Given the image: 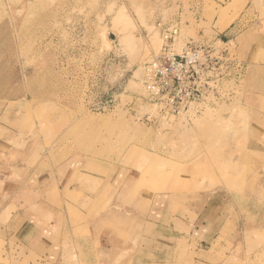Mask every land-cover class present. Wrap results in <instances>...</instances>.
Wrapping results in <instances>:
<instances>
[{"label": "rangeland", "instance_id": "rangeland-1", "mask_svg": "<svg viewBox=\"0 0 264 264\" xmlns=\"http://www.w3.org/2000/svg\"><path fill=\"white\" fill-rule=\"evenodd\" d=\"M120 12L134 28L113 24ZM228 14H257L240 43L264 63V0H0V162L2 152L6 178L38 189L16 197L37 208L32 220L0 209V264H131L130 244L135 264H264V67L230 83L232 100L206 115L164 121L140 100L146 63L211 41L213 20L218 28ZM214 203L227 219L215 242V228L195 244L154 242L158 230L137 227L158 208L173 230L176 217L189 224ZM94 220L123 245H102Z\"/></svg>", "mask_w": 264, "mask_h": 264}, {"label": "built area", "instance_id": "built-area-1", "mask_svg": "<svg viewBox=\"0 0 264 264\" xmlns=\"http://www.w3.org/2000/svg\"><path fill=\"white\" fill-rule=\"evenodd\" d=\"M164 33L168 41L176 28ZM244 70L232 42L190 40L179 53L165 48L146 63L140 100L153 106L161 120L190 119L207 106L231 101L234 94L228 85L240 81Z\"/></svg>", "mask_w": 264, "mask_h": 264}, {"label": "crops", "instance_id": "crops-1", "mask_svg": "<svg viewBox=\"0 0 264 264\" xmlns=\"http://www.w3.org/2000/svg\"><path fill=\"white\" fill-rule=\"evenodd\" d=\"M231 14H228L226 17H223V20L220 22V24H218V28L215 27V25L218 23V16L213 20L212 23V28L211 31H213V38L214 39H220L224 42L226 41H230L233 42L235 44V50L237 51V54L242 55V61L243 64L245 66V70H244V76L248 75L249 73V68L251 67H264V63L262 62H258V63H254L252 62V59L254 57V49L252 46H247V45H241V41L245 42L246 40H248V36L252 34V32L250 31L252 28L254 29L255 27H258V24L255 22L256 19H258L257 14H240L239 19L233 23H229L228 22V17ZM202 14H195L196 18H201ZM264 20V19H263ZM251 28V29H250ZM6 155L3 158L2 157V152H1V162H0V166H1V192H0V197H1V214H3V211L10 209L12 206L14 207L13 209L16 211V213H13V215H11V218H16L19 217L18 219L22 220L25 219L28 222V219H33V217H37V214H35V211H37V208L34 210L32 208L29 209V207L27 208H22L21 206V202H16V197L21 195L22 193V188H28L27 190H30L31 195L37 196L38 194V189L36 186V189L33 188L32 189V183H28L27 181H23L20 183H17L16 181H11L9 180V178H6L8 170L7 169H12V167H10L11 165L7 164L5 161ZM15 169H21L19 167H17L16 165L14 166V170ZM56 177V176H54ZM29 178H34L32 175H29ZM36 179H38V176L36 177ZM8 187V188H7ZM37 192V193H36ZM86 196V195H84ZM12 198H14L12 200ZM35 203V204H34ZM31 202V205H36L35 207L38 206V199H35V202ZM162 204V201H159V205ZM219 204L218 203H214L211 204L210 206H208V208L206 209V212L210 213L208 214L206 217H203L201 219H198L197 217L194 218L193 220L190 221L189 224L184 223L182 225L181 220L176 217L175 220L177 221L176 223L173 224V230L171 227L167 228L165 225L162 224L161 220L163 218V216L161 215L162 213L160 211L157 210H153L151 217L154 219L149 218L147 221H143V222H139V224L137 225V227H140L142 230L145 229H149V231H153L156 232L158 230V232L161 234L160 238H154V242H158V240L160 239V241H162L163 236L165 237V235L167 234H171L174 235V237H176L177 239H181V238H185L187 239V241L189 243H201L204 242V237L208 234V232H210L213 229L214 232V228L218 230L217 234L212 233V237L208 238L206 240V242H215L219 236H221V232H226V220L224 214H222L220 211H225V210H220L219 211ZM33 210V211H32ZM215 210V211H214ZM25 211H28L27 214H24ZM212 213V214H211ZM32 215V216H31ZM157 218V220L155 219ZM37 219V218H36ZM23 220V222L25 221ZM193 222V223H192ZM31 222H29L30 224ZM101 221L99 222V220H94L91 223V231H93V229H98V226H100ZM32 226H35V224L32 222L31 223ZM93 225V226H92ZM107 226L106 224H102L99 228ZM95 227V228H94ZM121 227H125L123 229H128V230H123L124 232L130 231L128 233H125L126 235H131L132 234V230H130L133 226H124L121 225ZM183 228H187L186 232L184 233V235H182L181 233V229ZM99 232L97 235H99L101 237V243L103 245H106L105 242H108L109 239L110 241L113 243V245L115 244L116 246H121L123 245L121 240L118 239V235H115L114 232H112L110 229H108L109 231H105V234H103L101 232L100 229H98ZM122 230H120L122 232ZM134 234H132L135 237V234L138 232V230H134ZM143 236H145L146 234H144V231L142 232ZM112 235H115L112 239ZM130 239L132 237H129ZM131 243H133V239H131ZM146 242H151L149 236L147 235ZM242 243H245L244 241ZM108 246L105 247H101L100 248V253L105 257L108 251ZM137 247H135L134 245H126V254L129 255V251H133V253L131 254L132 257V263L131 264H135L134 263V259L136 257V255L138 254V250H136ZM155 249V247H154ZM241 249V246H240ZM243 251H245V246H242ZM163 250H165L163 248ZM198 251V250H197ZM164 253V252H163ZM244 254V253H243ZM139 256V255H138ZM165 256V253H164ZM138 260V259H137ZM105 261V260H104ZM140 261V260H139Z\"/></svg>", "mask_w": 264, "mask_h": 264}, {"label": "bare ground", "instance_id": "bare-ground-1", "mask_svg": "<svg viewBox=\"0 0 264 264\" xmlns=\"http://www.w3.org/2000/svg\"><path fill=\"white\" fill-rule=\"evenodd\" d=\"M115 16H116V17H115V20H114V23H113V24H115V23H116V24H120V25L122 26L123 29H127V27H131V26H132L131 28H134V27H133V23H132V21L130 20V18L127 16V14H125V13H123V12H122V13L120 12V14L118 13V14H116ZM117 26H118V25H117ZM123 29H122V30H123ZM129 29H130V28H129ZM125 31H126V30H125ZM128 31H129V30H128ZM130 31H131V30H130ZM104 32H106V31H104ZM128 33H129V32H128ZM104 34H105V33H104ZM104 34H103V35H104ZM117 34H118V33H117ZM117 34H116V35H117ZM104 36H105V35H104ZM107 36H108V35H107ZM117 36H118V35H117ZM119 37H120V36H119ZM126 37H127V36H126ZM126 37H125V38H126ZM130 37H131V36H129L128 38H130ZM102 39H103V37H102ZM104 39H105V41L107 42L106 45H108V40H107V38L104 37ZM104 39H103V41H104ZM123 39H124V38H123ZM126 39H127V38H126ZM131 39H132V38H131ZM120 40H121V39H119V41H120ZM119 41H118V42H119ZM120 42H121V41H120ZM126 42H127V45L129 46V43H130L129 40H127ZM153 42H154V41H153ZM112 43H113V42H112ZM130 44H131V43H130ZM111 45H112V44H111ZM156 45H157V44H156ZM156 45L154 44V46H156ZM108 46H109V45H108ZM128 48H129V47H128ZM128 48H127V49H128ZM129 49H130V48H129ZM157 49H158V46H157ZM180 51H181V49L178 50V52H174V51H173L172 53H173V54H177V53H179ZM142 89H143V87H142ZM142 89H141V90H142ZM143 93H144V89H143ZM211 110H212V109H211ZM211 110H210L209 106L205 107V113H204V114L206 115V113H209ZM151 113H153V115H156V112H155L154 109L151 111ZM191 117H194V116L191 115ZM181 118L183 119L184 117H181ZM164 119H165V120H168V119H169V121H172L173 118H168V119L164 118ZM164 119H163V120H164ZM192 119H193V118H192ZM165 120H164V121H165ZM164 121H163V122H164ZM164 123H165V125H166V122H164ZM168 126H169V125H168Z\"/></svg>", "mask_w": 264, "mask_h": 264}, {"label": "water", "instance_id": "water-1", "mask_svg": "<svg viewBox=\"0 0 264 264\" xmlns=\"http://www.w3.org/2000/svg\"><path fill=\"white\" fill-rule=\"evenodd\" d=\"M110 38H111L112 40H115V37H114L113 35H110Z\"/></svg>", "mask_w": 264, "mask_h": 264}]
</instances>
